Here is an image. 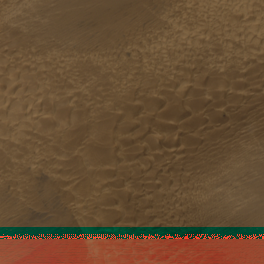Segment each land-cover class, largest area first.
Returning a JSON list of instances; mask_svg holds the SVG:
<instances>
[{"label":"bare ground","instance_id":"bare-ground-1","mask_svg":"<svg viewBox=\"0 0 264 264\" xmlns=\"http://www.w3.org/2000/svg\"><path fill=\"white\" fill-rule=\"evenodd\" d=\"M0 264H264V0H0Z\"/></svg>","mask_w":264,"mask_h":264}]
</instances>
